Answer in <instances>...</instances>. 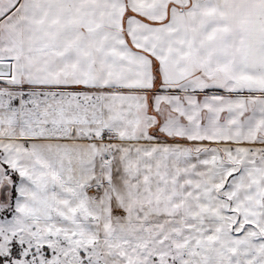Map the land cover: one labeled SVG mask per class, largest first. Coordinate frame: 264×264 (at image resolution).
<instances>
[{
	"label": "snow or ice",
	"instance_id": "obj_1",
	"mask_svg": "<svg viewBox=\"0 0 264 264\" xmlns=\"http://www.w3.org/2000/svg\"><path fill=\"white\" fill-rule=\"evenodd\" d=\"M0 264H264V0H0Z\"/></svg>",
	"mask_w": 264,
	"mask_h": 264
}]
</instances>
